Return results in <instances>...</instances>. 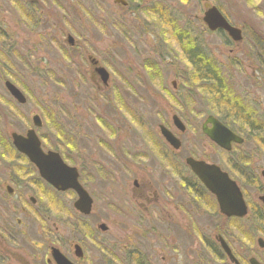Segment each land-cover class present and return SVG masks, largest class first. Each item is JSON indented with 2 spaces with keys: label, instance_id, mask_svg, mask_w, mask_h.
Masks as SVG:
<instances>
[{
  "label": "rangeland",
  "instance_id": "rangeland-1",
  "mask_svg": "<svg viewBox=\"0 0 264 264\" xmlns=\"http://www.w3.org/2000/svg\"><path fill=\"white\" fill-rule=\"evenodd\" d=\"M40 1L42 2L40 11H44L49 19L54 15L60 16L57 34L63 36V40L66 33L79 38L75 33H83L82 29L96 28L92 14L101 13L106 18L112 17L111 33L105 32L99 38L96 36L99 44L103 43V39L111 41L112 53L108 55L105 64L111 76L110 87L103 94H99L91 81L88 82L90 76L84 74L83 70V79L87 80L85 83L88 84L79 86L73 83L70 80L72 68L69 61L60 58L48 41L49 34H41L42 30L33 29L25 23V14L30 13V0H0V173L5 177L12 174L10 165L13 159L20 168L28 169L27 174H36L31 166L19 161L10 139L11 132L25 134L26 130L32 127V117L35 114L44 122L43 127L37 132L48 149L62 147L70 164L78 166L87 178L91 171L90 158L93 152L105 163L112 161L109 160L110 155L103 154L102 140L115 145L126 142L138 153L149 151L153 157L157 154L163 156L162 148H166V144L159 138L158 125L168 126L174 129L182 140L181 150H176L179 151L176 153L177 186L181 188L183 184L181 177H189L192 189H197L198 195L203 192L205 199L201 200L197 194L192 195L190 229L192 235L189 240L182 231L181 234L177 231L169 233L167 239L162 236L169 247L160 246L154 262L212 264L215 260L208 257L207 244H202L204 240L201 242L200 238L209 222L216 221L215 216L211 213L203 214V211L216 208L215 211L218 213L217 202L210 193L200 187L196 177L184 164L185 158L190 154L208 159L211 157L213 160L228 158V155L220 153L219 146L217 147L215 143L214 145L202 133L201 125L208 115L205 111L208 107L207 100L212 101L207 92L212 80L208 79L209 72L206 70L211 65L210 69L224 80L228 95L233 99L238 98L240 106L245 111L244 115L250 117L255 127L249 130V125L243 124L241 120L237 121L238 126L248 132H245L246 141L240 145L239 151L235 152L234 159L245 162V169L249 175L254 172L260 177L259 182L248 186L247 189L249 204L252 207L249 216L228 222H224L225 218L219 217L218 220L223 223L218 232L221 231L224 237L232 236L233 233L235 238H238L236 242L242 239L251 244L252 251L246 255L247 258L244 257L245 259L256 256L264 261V249L259 248L263 246L256 243L257 238L264 233V204L258 199L259 195H264V180L260 176V170L264 168V63L261 62L264 58V0L260 4L254 0H143V3L134 4L138 10L135 18L129 11L120 9L113 0H60V10L55 8L59 3L56 0ZM206 4L218 6L233 25L242 29L243 38L240 44L232 41L225 32H208L202 20ZM120 22L123 23V30H126V33L120 26H116L119 29L114 28L115 24ZM43 28L50 29L47 26ZM181 30L198 35L199 44L204 50V62L207 64L201 70L203 73L195 67L192 68L187 62L189 58L183 54L181 43L177 39L178 31ZM92 33L100 35L95 31ZM53 34L55 35V31H52V37L56 38ZM70 37L72 38L71 35ZM124 38L127 43L123 41ZM68 45L70 43L59 42L55 47L68 50L70 49ZM257 48L262 49L260 53ZM97 49L100 50L101 47ZM29 66H41L42 69H28ZM80 72L81 70H78L79 75ZM49 73H58L57 82L49 79L44 82V75ZM197 73L202 76L207 74V77H199ZM6 80L22 90L27 97L26 104L18 103L11 96L4 86ZM213 84L215 87L218 86L217 83ZM233 104L227 103L229 106ZM224 108L229 109L227 106ZM176 113L186 125L185 132L177 129L172 122V115ZM231 115L234 117V111H231ZM99 118L105 120L106 126H111L113 132L106 128L110 135L99 128L96 121ZM99 123L102 125L100 120ZM241 128L239 129L243 131ZM72 144L73 147H70ZM158 165L159 163L156 165L151 163V160L134 164L128 162L126 171L120 178L114 177L112 181L105 183L96 181L97 193L101 196L96 199L95 212L90 220L96 229L101 221L108 223L110 228L108 233L102 231L98 233L99 236L110 235L107 238L113 254L110 261L109 255L98 253L101 257L97 255V264L104 262L117 264L115 260L120 263L121 239L132 232H134L132 237L143 238L142 242L149 248L156 244L154 235L146 225L128 229L120 221L128 220L125 217L121 219L122 213L128 217V213L121 211L124 201L135 199L130 189L134 186L133 181L144 177L145 170L151 171L155 187L160 177ZM166 165L167 163L163 162L161 167ZM116 166L119 169L120 166ZM5 187L6 183L2 188ZM128 189L129 199L124 194ZM181 193L176 196L178 198L183 195L179 202L185 198V193ZM59 197L66 210L64 216L69 215V210L73 216V195L65 193ZM195 199L204 208H201ZM135 203L139 205V201ZM104 208H107L108 212L111 211L115 218L97 220L95 215ZM137 211L144 214L145 209L140 206ZM134 215L136 216L135 213ZM184 215L176 211L175 220H183ZM114 220L117 222L114 223ZM99 230L102 229L99 227ZM212 231H214L212 228L207 230L211 234ZM69 238L71 235L65 237V244ZM209 238L213 243L216 241L214 235H209ZM162 242L160 241L161 244ZM139 249L142 254L147 253L145 248ZM163 257L166 261L162 260ZM134 259L136 260L135 256Z\"/></svg>",
  "mask_w": 264,
  "mask_h": 264
},
{
  "label": "flooded vegetation",
  "instance_id": "flooded-vegetation-1",
  "mask_svg": "<svg viewBox=\"0 0 264 264\" xmlns=\"http://www.w3.org/2000/svg\"><path fill=\"white\" fill-rule=\"evenodd\" d=\"M56 1L59 3L55 6V8L60 10V0ZM113 1L116 5L120 6V9L129 11V14L134 16V18L138 12L134 4L143 3V0ZM41 3L42 2L40 0H30V13L25 14V23L33 29L37 28L38 30H42L41 34H49L50 38L48 41L55 48L60 58L65 61H69L68 63L72 68V77L70 80L73 83L79 86L88 84L85 83L87 80L83 78L84 74L89 75L90 77L88 82L90 80L94 89L97 90L99 94H103L105 90L110 87L111 76L105 64L106 61H108V55L110 56V53H112L110 46L111 41L109 39H103V43L99 44L96 36L99 38L104 35L105 32L111 33L110 27H112V17L106 18L101 13L92 14L94 16L93 20L96 28L82 29L81 31H83V33H75L79 36V38H75L73 34L66 33V38L63 40V36L61 37V35L57 34V31L59 30L58 26L60 25L61 21L60 16L56 17L54 15L49 19L44 11H40ZM97 19L98 22H96ZM9 25L10 23L8 26ZM44 26L50 27V29H45L43 28ZM116 26H120L123 30V23L120 22L119 24H115L114 28L119 29ZM100 27H104V29H101ZM52 31H55V35H53L56 38L52 37ZM94 31L96 34L100 33V35H94L92 33ZM123 31L126 33V30ZM84 33H86V35H84ZM127 33H130L129 30H127ZM70 35L72 36V41L69 40ZM124 37H126V34ZM81 38H83V40ZM123 41L127 43L126 38H124ZM59 42L62 44L70 43V45H68L70 49L65 50L62 47L56 49L55 46L59 44ZM93 47H95V49ZM98 47H101V49L98 50ZM42 59L44 58L42 57ZM40 67L41 66H29L28 69H42ZM78 70H81V75H79ZM82 70L84 71V74ZM57 74L49 73L44 75V82H46L48 79L57 82ZM60 76L61 74L59 75V78ZM64 81L65 80L63 79L62 82ZM235 100L237 105L241 107L238 98H235ZM26 103L27 98L22 104ZM205 111L208 113V115L202 123V133L206 135L213 142V144L215 143L217 147L219 146V150L221 151L220 153L228 155V158H226V160H222L220 158L218 160H213L211 157L208 159L207 157H201L196 154H190L185 158V168L189 170V172H192V175L196 177L197 183L200 185V187L207 193H210V195H212L217 202L218 213L215 211L216 208L214 209V207V210L210 211L209 209H204L203 211V214L211 213L212 216H215L216 221L209 222V225L204 228L206 231L203 233L200 240L201 242L202 239L204 240L202 244H207L209 249V251H207V255L211 260H215V262L212 261V264H253V260H251V258H255L259 263L264 264V261H262V259L259 257L257 258L256 256H251L249 259H245L248 257H246V255L252 251L251 244L243 241L242 239L236 242L237 237L235 238L233 233L232 236L224 237L221 231L218 232V229H221L220 227L223 223L222 221L218 220L219 217L225 218L224 222L234 219L240 220L247 218L249 216V212L252 209L249 204L247 189L248 186L254 184L255 182H259L260 177L254 172H252V175H249L245 169V162L235 161L234 159L235 152L239 151L240 145L245 143L246 137L244 135H246L247 133L245 132L248 131H245V129L238 126V120L233 121L231 124L226 123L222 120L223 116L220 114H215L210 110L209 105ZM175 116L181 118L177 113L172 115V122L174 126L181 132H185V123L183 120H181L184 125V130H181L175 123ZM208 116H213V118L217 119L233 134H238L241 138H243V142L236 143L234 140H232L230 143H227V147H224L217 141L213 140L204 131V127H207L210 130H215L213 124L209 122ZM40 119L42 121L43 127L44 122L41 117ZM99 120L102 122V125L99 123ZM99 120L96 121L98 122L100 129H103L105 133H108L106 128H109L110 132H113L111 126H106L105 120L101 118H99ZM33 122L34 121L32 117V123ZM249 125H251L249 126V130L255 129L253 123H250ZM166 127L179 139L180 146L175 147L172 143L168 142L161 133V124L158 125L159 138L166 144V148H162L164 150L162 153L163 156L157 154L155 157H153L152 152L149 151L138 153V151L133 146H128L126 142H121L119 145H115L102 140L101 145L104 150L103 154L110 155L111 158L109 160L112 161L105 163L100 158H98L97 153L93 152V155L90 158L91 171L88 173V178L85 176L86 174L81 173V170L78 166L70 164L68 161L69 159L65 156V152L62 150V147L56 146L51 149L58 152L66 164L75 166L77 168L79 182L88 192L92 200L89 212L82 211L81 208H78L75 205V202L79 198V194L75 189H68L66 191L57 189L46 178L42 177L37 166L33 164L24 154L18 152L12 144L13 151L17 155L19 161L31 166L35 170L36 174H27L28 169L24 167L20 168L17 165V161H14L13 159H11L10 165L11 171H13L12 174L9 175V177H5L4 174L0 173V264H59L61 255L66 257L72 264H97V257L100 256L99 254L101 253L104 255H109L110 261H112V246L109 244L107 238V236L110 235L107 234L104 236H99L98 233L99 231L107 232L110 230L108 223L101 221L98 224V229H96L94 223L90 220V217L95 212V203L99 196V193H97L98 185H96V181H102L105 183L112 181L114 177L120 178L126 171L128 162L134 164L145 163L147 160H151V163H154L155 165L156 163H159L157 167L160 171V177L158 184L155 185V187L152 182L151 171L148 172L145 170L144 172L146 174L144 177L137 178L133 181L134 186H132L130 189L132 191L131 193L134 194L135 199L134 201H124L121 211L128 213V217L122 213L121 219L125 217V219L127 218L128 220L126 222L120 221L128 229L137 226L143 227L146 225L149 227L150 232L154 235L156 244L149 248L142 242L143 238L132 237V234L134 233L132 232L121 239L122 261L118 263L115 260V262L117 264H134V262L135 264H155L154 261L158 257L159 247H169V244L166 241L169 233H176L177 231L179 234H181L182 231L187 240H189L190 236L192 235L190 231L192 225V195L197 194L201 200L205 199V197L203 192L198 195L197 189H192L193 187L189 177H181L183 181V184H181L182 189L177 186L178 184H176V177L178 175L176 167L178 165V158H176V153L181 150L182 140L176 135L174 129H171L168 126ZM239 128H241L244 132ZM35 129L37 131L39 128ZM108 135L110 134L108 133ZM38 137L41 141L42 149H44V151L50 150L48 149L47 144L42 141L39 134ZM137 137L139 136L137 135ZM73 145L74 144H72L70 147H73ZM176 150L179 151L176 152ZM189 159L190 162L195 164H200L202 162L207 166L215 165L219 167L221 171L225 172L239 188L246 203V213L244 215H229L223 212L217 196L209 186L215 187L219 190L224 188L225 191H231L232 185L226 182L224 178L217 172L215 173L218 179L212 180L209 178L208 182L206 179L202 180L192 168L191 163L188 161ZM163 162L167 163L166 167H161ZM116 165L120 166L119 169H117ZM143 166L145 167L146 164H143ZM263 172L264 168L260 170V176L262 180H264ZM209 174H211V172ZM145 178H147V180H145ZM86 179H89V181ZM4 183H6V187L2 188L4 187ZM130 189L127 190V193L124 192L128 199V191ZM123 191H125V189ZM181 192L185 193V198L183 201L179 202L183 199V195L178 198H176V196L182 194ZM65 193L73 195V216L71 215L70 210L68 211L69 215L64 216L66 210L61 204L62 199L59 197V195ZM164 195H166V197ZM258 199L264 204V195H259ZM138 201L139 205L135 203ZM195 201L201 208H204L198 203L197 199H195ZM140 206L144 207V214L138 213L137 208ZM106 210L107 208H104L103 211L95 215L97 220L100 221L109 217L115 218V215H113L111 211L108 212ZM176 211H180L185 214L183 220H175ZM145 217L150 219H146ZM143 219H145V221ZM116 222L117 220H114V223ZM63 223H65V226H63ZM99 227L102 230H99ZM126 228L125 231L127 232ZM211 228L214 229L212 234L207 232V230ZM67 235H71V238H69L68 243L65 244L66 241H64V239ZM209 235H214L216 238L214 243L210 241L211 238H209ZM162 236H165L166 239L163 240ZM221 239L227 243L231 253H233L237 258L238 263L234 259H230L222 246ZM259 239L264 240L263 232L262 236L257 238V244H259ZM160 241H163L162 244ZM139 247L145 248L147 253L142 254ZM259 248L264 249V247L260 246ZM134 256L136 257V260L134 259ZM162 260L166 261L164 257ZM108 263L104 262V264Z\"/></svg>",
  "mask_w": 264,
  "mask_h": 264
},
{
  "label": "water",
  "instance_id": "water-1",
  "mask_svg": "<svg viewBox=\"0 0 264 264\" xmlns=\"http://www.w3.org/2000/svg\"><path fill=\"white\" fill-rule=\"evenodd\" d=\"M208 9L205 11L203 20L211 30L223 28L234 40L241 39V30L235 26H232L223 17L221 12L216 6L207 5ZM72 41V38L69 37ZM6 87L9 92L21 103L26 101V97L22 91L10 81L6 82ZM176 125L184 130V125L181 123L178 117H174ZM33 121L36 126H41L42 122L38 115L33 116ZM209 122L213 124L215 130H210L204 127L205 133H207L213 140L217 141L220 145L227 147V143L234 140L242 142V138L233 134L229 129L223 126L217 119L209 117ZM162 132L166 139L172 143L175 147L180 146V141L175 137L167 128L161 126ZM13 144L22 153H24L30 161H32L38 168L42 177L46 178L52 185L59 190H67L69 188L75 189L79 198L75 202L78 208L82 211L89 212L92 204V200L88 192L82 187L79 182V174L76 167L66 164L61 158L60 154L55 151L44 152L41 147V141L34 129H29L26 135L13 132L11 134ZM191 163L192 168L198 174V176L208 182L209 178L212 180L218 179L215 172L224 178V180L232 185L231 191H225L224 188L219 191L212 186L210 189L217 195L220 202L222 211L229 215H244L246 213V203L243 196L235 184L228 175L221 171V169L215 165L207 166L204 163L195 164ZM211 172V174H209ZM264 175V172H263ZM223 241V240H222ZM259 244L264 246V241L259 239ZM227 250V246L223 244ZM229 252V250H227ZM60 264H71L66 258L61 257ZM253 264H260L253 260Z\"/></svg>",
  "mask_w": 264,
  "mask_h": 264
},
{
  "label": "trees",
  "instance_id": "trees-1",
  "mask_svg": "<svg viewBox=\"0 0 264 264\" xmlns=\"http://www.w3.org/2000/svg\"><path fill=\"white\" fill-rule=\"evenodd\" d=\"M254 1L257 2L259 1V4L260 2H262V0H254ZM178 33L179 35L177 36V39H179V42L181 43L180 47L183 50V54L186 56V58H189L188 60L186 59L187 62L192 66V68L195 67L197 70L201 71L203 68H205L207 64L204 62L205 61V58L203 57L204 50L199 44L198 35L196 34L193 35L192 33L189 34L188 32H183V30L178 31ZM255 42L256 41H254V43ZM256 50L260 53L262 49L257 48ZM261 62L264 63V60H262ZM210 67L211 65L206 68V70L209 72L208 79L212 80V83H209L210 87H207L208 88L207 92L209 96L212 97V101L207 97L209 99L208 105L210 106V110L213 111L215 114H220L221 116H223L222 120L228 124H231L232 121H237V120H241L243 124L249 125L250 123H252L250 118L244 115L245 111L237 105L236 100L231 98L230 95H228L227 93L228 88L224 86L225 83L224 80L221 77H218V75L213 70H211ZM201 72L203 73V71ZM197 75H199V77H207V74H204L202 76L197 73ZM220 79L223 81L222 83ZM213 83H217L218 86L216 85L215 87ZM227 103H231V104L234 103V104L229 106L227 105ZM223 106L224 107L227 106L229 107V109L227 110ZM231 111H234L235 113L234 117L231 115Z\"/></svg>",
  "mask_w": 264,
  "mask_h": 264
},
{
  "label": "bare ground",
  "instance_id": "bare-ground-1",
  "mask_svg": "<svg viewBox=\"0 0 264 264\" xmlns=\"http://www.w3.org/2000/svg\"><path fill=\"white\" fill-rule=\"evenodd\" d=\"M219 191V189H217Z\"/></svg>",
  "mask_w": 264,
  "mask_h": 264
}]
</instances>
